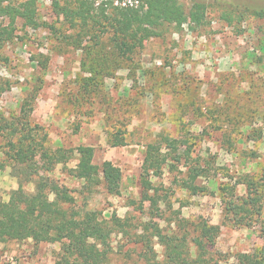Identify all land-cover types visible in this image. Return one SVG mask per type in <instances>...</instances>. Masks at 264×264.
Wrapping results in <instances>:
<instances>
[{"label": "rangeland", "instance_id": "374dc122", "mask_svg": "<svg viewBox=\"0 0 264 264\" xmlns=\"http://www.w3.org/2000/svg\"><path fill=\"white\" fill-rule=\"evenodd\" d=\"M178 1L186 14L194 1L205 3V24L193 27L185 16L161 28L130 59L113 51L108 34L97 40L95 32H83L77 39V29L55 15L49 0H37L36 29L18 20L12 40L0 45V200L8 201L18 180L25 191L34 189V182L16 177L9 130L3 129L29 104L28 126L39 127L35 139L45 148L91 146L95 165L110 161L120 169L118 196L102 185L86 191L69 173L76 154L48 174L71 191L78 216L94 210L124 221L109 241L110 264H140L136 236L143 228L174 230L175 216L220 226V264H236L237 254L256 253L263 243L264 206L258 224L236 227L225 223L222 200L226 189L245 196L242 181H257L264 167V18L252 14L264 10V0ZM16 127L13 140L23 128ZM116 132L125 145L112 148L108 141ZM164 137L176 140L169 158L177 154L180 161L169 160L151 178L155 211L146 202L140 210L145 148ZM192 169L198 172L195 193L184 184ZM154 249L162 260V248ZM58 252V244L3 243L0 264H55Z\"/></svg>", "mask_w": 264, "mask_h": 264}, {"label": "trees", "instance_id": "16d2710c", "mask_svg": "<svg viewBox=\"0 0 264 264\" xmlns=\"http://www.w3.org/2000/svg\"><path fill=\"white\" fill-rule=\"evenodd\" d=\"M49 1L55 15L77 29V39L83 32L87 36L95 32L93 37L97 40L108 34L113 51L123 59H130L147 40L159 37L160 29L164 26L178 24L187 16L193 27H200L205 24L207 14V5L196 1L187 14L178 0H136L137 5L133 6L114 5L117 0ZM252 14L264 18V10ZM0 18L7 20L6 25L0 24L1 45L12 40L18 20L23 22L24 27H38L37 0H25L18 4L0 0ZM27 106H22L21 117L11 120L3 129L9 130V158L17 171L16 177L22 176L25 183L34 182V189L32 192L25 191L23 182L18 180V188L10 192L8 201L0 200V244L28 240L34 248L41 243L58 244L55 264H110L109 241L114 232L123 230L124 221L115 215L105 219L94 210H87L78 216L73 210L75 199L71 191L48 174L56 165L66 164L76 154L77 162L69 170L70 175L82 181L83 188L88 192L102 185L107 194L118 196L122 178L120 169L110 161L95 165L94 148L91 146L53 151L45 148L35 139L39 127L28 126L27 117L31 107L29 104ZM16 125L23 128L17 139L13 140L17 134ZM109 139L112 148L125 145L120 132ZM162 147L167 152H162ZM176 149V140L167 137L146 146L139 176L140 210L146 202L155 211L157 196L151 178L159 177L163 165L169 160L180 161L177 154L169 158V152ZM197 176V170L192 169L190 182H184L194 193L198 189L192 183ZM242 185L246 191L242 197L237 196L233 189H226L228 197L222 200L224 220L232 226L250 227L258 224L262 216L264 167L257 181L244 179ZM130 205L135 203L130 201ZM174 219V230L165 232L154 227L149 231L143 228L142 233L136 236L134 243L140 247V264H220L224 260L215 250L220 226L211 225L202 218L195 222L179 216ZM260 233L263 240L260 250L252 254H237L236 264H264V225H260ZM154 244L162 248V260H158Z\"/></svg>", "mask_w": 264, "mask_h": 264}, {"label": "built area", "instance_id": "2783aa9c", "mask_svg": "<svg viewBox=\"0 0 264 264\" xmlns=\"http://www.w3.org/2000/svg\"><path fill=\"white\" fill-rule=\"evenodd\" d=\"M130 5V6H133V5H137V1H134L133 3H131L130 0L127 1V3L124 2V0L121 2V6H126V5Z\"/></svg>", "mask_w": 264, "mask_h": 264}]
</instances>
